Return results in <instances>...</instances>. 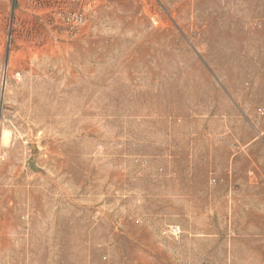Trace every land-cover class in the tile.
<instances>
[{
	"label": "rangeland",
	"instance_id": "374dc122",
	"mask_svg": "<svg viewBox=\"0 0 264 264\" xmlns=\"http://www.w3.org/2000/svg\"><path fill=\"white\" fill-rule=\"evenodd\" d=\"M175 6L0 0V220L49 217L54 264H264L237 161L242 121L264 128V42L223 0Z\"/></svg>",
	"mask_w": 264,
	"mask_h": 264
},
{
	"label": "crops",
	"instance_id": "0c3cea01",
	"mask_svg": "<svg viewBox=\"0 0 264 264\" xmlns=\"http://www.w3.org/2000/svg\"><path fill=\"white\" fill-rule=\"evenodd\" d=\"M195 1L199 0H190L191 10L194 9ZM206 1L212 3L214 0ZM223 3L224 9L231 11V18L237 21L232 24V27L247 30L245 35L240 36V42H264V0H223ZM175 4L176 6L173 7L175 10L189 8L182 6L183 0H175ZM240 35H242V31ZM217 122H220L218 123L219 128L228 123L225 120ZM249 128L250 130H247L242 121V134L239 135L242 140V150L237 160L242 162L240 170L242 179H240L239 184L242 190L240 189V192H242V202L244 203H264V128H258L251 124ZM222 131H216L212 126L209 133H213V135L209 137L208 141L210 147H215L214 142L217 140H225L227 135L223 134ZM218 144L220 145V142ZM49 219L38 211H32L30 233L24 232L20 216L1 219L0 255L6 259L12 258L13 252H22L28 246L31 255H33L31 264H54L52 248L54 242L47 236L48 228L52 226V220Z\"/></svg>",
	"mask_w": 264,
	"mask_h": 264
},
{
	"label": "bare ground",
	"instance_id": "6f19581e",
	"mask_svg": "<svg viewBox=\"0 0 264 264\" xmlns=\"http://www.w3.org/2000/svg\"><path fill=\"white\" fill-rule=\"evenodd\" d=\"M4 139H6V136H5V138Z\"/></svg>",
	"mask_w": 264,
	"mask_h": 264
}]
</instances>
